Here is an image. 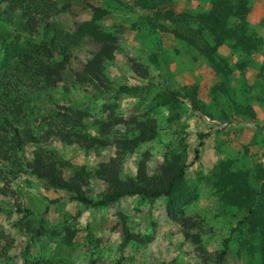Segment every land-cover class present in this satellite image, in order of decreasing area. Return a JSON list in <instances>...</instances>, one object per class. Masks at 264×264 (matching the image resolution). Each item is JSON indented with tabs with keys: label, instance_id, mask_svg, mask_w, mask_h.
Masks as SVG:
<instances>
[{
	"label": "rangeland",
	"instance_id": "374dc122",
	"mask_svg": "<svg viewBox=\"0 0 264 264\" xmlns=\"http://www.w3.org/2000/svg\"><path fill=\"white\" fill-rule=\"evenodd\" d=\"M35 1L39 22L28 28L26 6L0 0V76L20 74L33 43L56 33L46 22L72 33L92 7L104 9L99 25L114 50L100 81H79L101 45L84 34L58 85L29 88L24 70L29 95L13 90L27 108L13 123L35 137L53 132L13 149L0 131V264H264V0ZM40 3L58 10L45 16ZM218 3L230 12L217 17L225 36L205 22ZM69 110L81 112L76 134L54 133ZM39 148L68 161L66 181L87 171L81 187L93 199L129 182L165 186L186 164L176 186L188 200L183 215H168L164 195L79 203L27 168Z\"/></svg>",
	"mask_w": 264,
	"mask_h": 264
},
{
	"label": "trees",
	"instance_id": "16d2710c",
	"mask_svg": "<svg viewBox=\"0 0 264 264\" xmlns=\"http://www.w3.org/2000/svg\"><path fill=\"white\" fill-rule=\"evenodd\" d=\"M8 4L12 5L14 8L20 5L26 6V11H24L23 15L27 17L26 26L28 28L34 27L39 21L38 19L34 18L30 14V10L32 9L31 6L36 5L35 0H3ZM221 2V1H220ZM226 3V1H223ZM47 6L44 10L45 16H49V12L53 13L58 9L52 3L51 5H46L44 3H40L39 6ZM221 4H214V7L209 12L205 22L208 28L214 32H220L225 36L227 32L224 29L223 25L217 20V17L223 20V22L227 19L230 15L229 11L222 13ZM41 9V7H39ZM50 10V11H49ZM230 11H232L230 9ZM46 12V13H45ZM233 12V11H232ZM105 14L104 9L99 7H92V16L89 20L83 21L81 24L77 25L76 30L72 33H64L62 31H58L51 23L46 22L47 29H52L56 33L50 38L47 39V36L43 35L44 39L42 44L40 43H33L32 48L33 52L39 53L42 50V55L40 54V59H35L32 56V53H25L21 59L24 57V61L21 60L20 64L23 66L22 71L19 73H3L0 76V86L6 89V92H3L0 95V131H3L4 136L1 138L3 143H8L12 146L13 149L20 148L24 143L27 142H35L39 144L42 142L43 138H46L51 135L53 130L49 129L46 130L45 133L39 137H35L32 135L30 127H27L24 130H21L17 124L13 123L12 117L15 116V121L18 119V114L22 111L27 110L26 104L23 99L18 95L16 98L12 96L13 90L19 92L22 90L24 95H29V92L26 91L25 82L22 79L24 75V70L29 73L30 76V85L29 88L33 87L34 85H44V86H56L59 82L62 81V74L65 70L67 63L69 62L70 58V48L73 44L77 43L78 40L82 38L84 34H88L94 40L101 43L99 51H97L93 57L85 63V67L83 71L76 73L77 79L79 81H87L97 79L100 81L101 75V66L104 63L105 58H111L113 52V46L111 44V37L110 35L103 31L100 28L99 21L102 19V16ZM1 16V15H0ZM2 19V18H1ZM3 20V19H2ZM6 20H4L5 22ZM219 22L217 25L216 23ZM44 25V26H45ZM45 56V59L43 58ZM18 62H16L15 66H18ZM34 67L32 70L31 68ZM27 68V69H26ZM21 98V99H20ZM29 99V98H28ZM192 106L194 108L200 109V107L193 101ZM80 111L69 110L66 113H63V127L60 128V123L56 121L57 129L54 133L58 135L64 132L67 136H71L75 127L77 126L82 116L80 115ZM12 116V117H11ZM66 127L68 129H66ZM8 129H10L8 131ZM10 135V137L8 136ZM74 134L75 131H74ZM80 133H77L76 137ZM81 137L85 138V141L91 143H96L97 139L92 137H85L84 135H80ZM79 137V136H78ZM72 141V140H70ZM101 142H104L101 140ZM4 153H8L9 150L2 149ZM51 150H47V148H39L36 151L32 152L31 160L26 161L25 165L30 170L32 174H35L41 178H44L47 183L56 187V188H63L71 192L70 198L73 200L78 201L89 207H99V206H106L109 203H112L119 199L120 197L126 195H139L142 197H147L149 199H154L161 195L166 197V211L168 215L172 218L176 219L179 216L183 215V207L187 204L188 200L186 201V196L183 193L177 192L176 186L181 181L184 175V168L187 166L186 164H181L178 168V171L172 176H169L166 179V185L164 186L162 178H160L156 184L150 185L148 181H139L142 183H134L129 182L126 187H115L110 191L105 192L100 198L93 199L92 197L88 196L85 191L82 189V183L87 182L86 173L84 169L76 170L74 172V176L69 179L68 181L64 180L61 176V168H63L68 161L58 159ZM257 194L259 192L257 191ZM38 231V230H37ZM133 234L125 228L124 230V237L125 242L131 239ZM228 250V242L227 240L224 241V246L219 252V260H221L226 254ZM31 264H43L36 262H32ZM47 264V262H46Z\"/></svg>",
	"mask_w": 264,
	"mask_h": 264
}]
</instances>
